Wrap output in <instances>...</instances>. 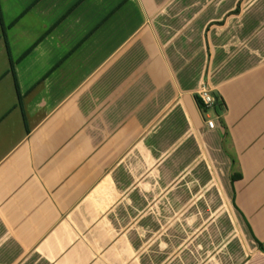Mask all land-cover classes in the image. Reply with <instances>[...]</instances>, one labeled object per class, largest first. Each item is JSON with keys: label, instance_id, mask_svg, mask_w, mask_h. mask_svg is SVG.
I'll use <instances>...</instances> for the list:
<instances>
[{"label": "crops", "instance_id": "obj_1", "mask_svg": "<svg viewBox=\"0 0 264 264\" xmlns=\"http://www.w3.org/2000/svg\"><path fill=\"white\" fill-rule=\"evenodd\" d=\"M0 264H264V0H0Z\"/></svg>", "mask_w": 264, "mask_h": 264}, {"label": "built area", "instance_id": "obj_2", "mask_svg": "<svg viewBox=\"0 0 264 264\" xmlns=\"http://www.w3.org/2000/svg\"><path fill=\"white\" fill-rule=\"evenodd\" d=\"M198 97L199 99L202 101L203 105L206 108H212L215 101H214V97L210 94V92L208 91V89H206L204 86H201V89L198 92ZM206 125L209 128H213L214 127V122L211 119H207L206 120Z\"/></svg>", "mask_w": 264, "mask_h": 264}, {"label": "trees", "instance_id": "obj_3", "mask_svg": "<svg viewBox=\"0 0 264 264\" xmlns=\"http://www.w3.org/2000/svg\"><path fill=\"white\" fill-rule=\"evenodd\" d=\"M196 100H197L198 106H199L202 110H205V107H204L202 101L199 99V97H197ZM214 101H215V105H214V107H215L216 105L220 106V108L222 107V103H221V102H217L218 99H217L216 97H214Z\"/></svg>", "mask_w": 264, "mask_h": 264}]
</instances>
